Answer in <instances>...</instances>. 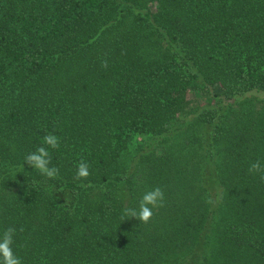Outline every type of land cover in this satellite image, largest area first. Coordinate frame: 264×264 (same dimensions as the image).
<instances>
[{"label": "trees", "instance_id": "1", "mask_svg": "<svg viewBox=\"0 0 264 264\" xmlns=\"http://www.w3.org/2000/svg\"><path fill=\"white\" fill-rule=\"evenodd\" d=\"M46 134L56 179L25 163ZM257 160L264 0H0V237L21 264H264ZM156 187L147 223L124 217Z\"/></svg>", "mask_w": 264, "mask_h": 264}, {"label": "clouds", "instance_id": "2", "mask_svg": "<svg viewBox=\"0 0 264 264\" xmlns=\"http://www.w3.org/2000/svg\"><path fill=\"white\" fill-rule=\"evenodd\" d=\"M60 146L59 137L53 134H46L42 137L41 146L37 147L34 152L29 153L25 157V163L37 170L41 175L48 179H56L59 176V169L55 166H49L51 157L49 149H57ZM248 171L250 173H264V165L259 160L253 162ZM89 165L81 161L77 166L75 178L77 180L87 179L89 176ZM264 180V175H261ZM211 203V201H209ZM164 206V192L160 187H156L147 191L139 202V208H125V218H135L142 223H147L153 216V209ZM124 220V218H122ZM15 229L7 228L2 237H0V264H21V260L17 257L12 249L13 235Z\"/></svg>", "mask_w": 264, "mask_h": 264}]
</instances>
